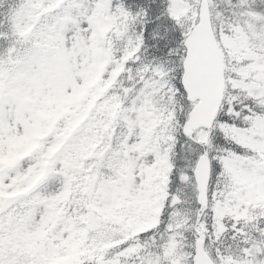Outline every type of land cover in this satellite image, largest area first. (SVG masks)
<instances>
[{
	"label": "snow or ice",
	"instance_id": "snow-or-ice-1",
	"mask_svg": "<svg viewBox=\"0 0 264 264\" xmlns=\"http://www.w3.org/2000/svg\"><path fill=\"white\" fill-rule=\"evenodd\" d=\"M259 185L264 0L0 12V264H264Z\"/></svg>",
	"mask_w": 264,
	"mask_h": 264
},
{
	"label": "rangeland",
	"instance_id": "rangeland-1",
	"mask_svg": "<svg viewBox=\"0 0 264 264\" xmlns=\"http://www.w3.org/2000/svg\"><path fill=\"white\" fill-rule=\"evenodd\" d=\"M50 105L52 108L56 107L54 102H50ZM34 140H36V139L30 138L29 140L12 142L9 145V158H14L19 153L25 151ZM260 194H264V185L253 186L250 193H249V199L248 200L256 199ZM241 213H242V211L237 209V214L239 215Z\"/></svg>",
	"mask_w": 264,
	"mask_h": 264
},
{
	"label": "trees",
	"instance_id": "trees-1",
	"mask_svg": "<svg viewBox=\"0 0 264 264\" xmlns=\"http://www.w3.org/2000/svg\"><path fill=\"white\" fill-rule=\"evenodd\" d=\"M16 3V0H0V12L4 11L5 7L11 4ZM251 211L247 208L246 215L244 216L245 223L255 228V221L259 219V216L264 215V202L262 203H250ZM256 209H260L261 211L256 212Z\"/></svg>",
	"mask_w": 264,
	"mask_h": 264
},
{
	"label": "water",
	"instance_id": "water-1",
	"mask_svg": "<svg viewBox=\"0 0 264 264\" xmlns=\"http://www.w3.org/2000/svg\"><path fill=\"white\" fill-rule=\"evenodd\" d=\"M200 264H212L210 259L205 255V253L202 251L200 256Z\"/></svg>",
	"mask_w": 264,
	"mask_h": 264
}]
</instances>
